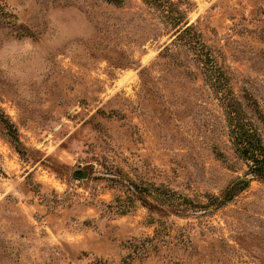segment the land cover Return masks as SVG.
I'll return each mask as SVG.
<instances>
[{
  "label": "rangeland",
  "instance_id": "1",
  "mask_svg": "<svg viewBox=\"0 0 264 264\" xmlns=\"http://www.w3.org/2000/svg\"><path fill=\"white\" fill-rule=\"evenodd\" d=\"M237 123L264 0H0V264H264Z\"/></svg>",
  "mask_w": 264,
  "mask_h": 264
},
{
  "label": "trees",
  "instance_id": "2",
  "mask_svg": "<svg viewBox=\"0 0 264 264\" xmlns=\"http://www.w3.org/2000/svg\"><path fill=\"white\" fill-rule=\"evenodd\" d=\"M234 140L240 154L247 160L250 170L264 177V146L256 134L245 124H232ZM247 183L246 180L234 181L221 196V203L232 198L236 191Z\"/></svg>",
  "mask_w": 264,
  "mask_h": 264
},
{
  "label": "water",
  "instance_id": "3",
  "mask_svg": "<svg viewBox=\"0 0 264 264\" xmlns=\"http://www.w3.org/2000/svg\"><path fill=\"white\" fill-rule=\"evenodd\" d=\"M83 173H85V172H83ZM77 174H79V173H77Z\"/></svg>",
  "mask_w": 264,
  "mask_h": 264
}]
</instances>
